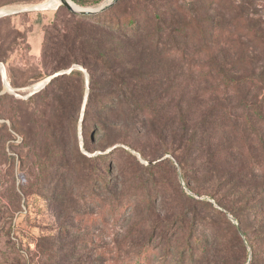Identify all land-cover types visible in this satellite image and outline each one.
I'll return each instance as SVG.
<instances>
[{
	"label": "trees",
	"instance_id": "trees-1",
	"mask_svg": "<svg viewBox=\"0 0 264 264\" xmlns=\"http://www.w3.org/2000/svg\"><path fill=\"white\" fill-rule=\"evenodd\" d=\"M73 1L81 7H96L104 2ZM127 3L117 0L96 14L67 9L72 19L69 23L53 20L45 29V71L55 73L74 65L87 70L89 95L83 124L97 108L109 112L115 107L119 111L116 118H108L106 113L100 121L104 146H114L111 151L88 156L77 150V172H86L92 184L97 180L101 183L98 190L89 187L86 200L102 202L104 214L121 216L127 204L119 208L120 195L114 188L116 180L123 179V185L130 183L128 190L136 191V200L142 198L147 206L155 205L157 194L160 199L170 195L160 182V172L163 164L175 169L173 156L185 184L196 196L206 195L213 202L181 191L180 196L193 207L177 219L174 234L168 232L173 228L168 226L157 236L164 243L155 246L144 242L132 259L118 255L109 264H154L152 257L158 249L164 255L157 264H245L249 255L250 264H264V163L252 164L250 136L247 130L239 131L233 123L235 111L228 109L229 99H237L242 104L241 112L260 118L264 127V94H251L254 89L264 90V73L258 77L254 73L235 77L226 61L231 53L224 48L204 47L189 53L177 45L173 47L176 37L168 31L167 24L175 15L182 18L184 9L179 0H138L132 9ZM9 17H0V23ZM182 22L181 19L177 32L186 34ZM172 64L179 67L180 74L171 75ZM45 77L40 73L33 81L40 82ZM85 84L84 71L75 67L70 73L54 77L27 101L44 108L49 128L55 127V120L66 112L70 127H77L80 120L74 111H67L65 97L59 93L66 91L67 86L73 87L75 104L78 96L84 94ZM11 85L17 86L13 80ZM7 98L0 97L3 109L7 108ZM170 122L174 128H168ZM13 127L16 129L14 124ZM6 129V124H0V136ZM150 136L157 137L164 153L170 156L156 162L149 160L146 140ZM84 147L91 150L86 143ZM117 153L131 161L128 170L118 169ZM193 166L201 175L216 174L214 178L220 182L210 179L208 185L195 187ZM115 169L118 174L113 175ZM253 172L259 175L252 177ZM99 190H104L105 200L100 198ZM143 190L148 191L146 196L140 195Z\"/></svg>",
	"mask_w": 264,
	"mask_h": 264
},
{
	"label": "rangeland",
	"instance_id": "rangeland-1",
	"mask_svg": "<svg viewBox=\"0 0 264 264\" xmlns=\"http://www.w3.org/2000/svg\"><path fill=\"white\" fill-rule=\"evenodd\" d=\"M127 1V7L132 9L138 0ZM44 2L52 0H0V11H19L0 23V97H9L5 100L6 109L0 105V124L7 125L0 136V264H109L118 255L132 259L144 242L149 241L155 246L164 243L158 235L168 226L173 227L168 232L174 234L178 227L177 219L193 207L180 196L181 191L196 198L208 197L196 196L185 184L179 163L171 156L176 162L175 169L163 164L160 172V182L170 195L160 199L157 194L155 205L147 206L142 203V198L136 200V191L128 190L130 183L123 185V179L116 180L114 188V192L120 195L119 208L127 204L121 216L104 214L102 202L86 200L89 187L98 190L101 183L97 180L92 184L86 172H77V150L88 156H101L111 151L114 146H104V127L100 121L106 113V117L116 118L119 111L115 107L109 112L97 108L86 124L82 120L77 127H70L66 112L60 120H55V127L49 128L44 108L41 110L37 103L27 101L37 85L53 74L51 70L45 71L42 62L46 27L53 20L59 24L63 20L68 23L72 20L67 14L69 8L63 4L55 8L28 9ZM179 2L184 9L182 18L175 15L167 24L168 31L176 37L173 47L177 45L189 53L202 51L204 47L224 48L231 53L226 61L235 77L250 73L262 76L264 0ZM181 19L186 34L177 32ZM176 66L172 64L173 76L180 74ZM62 70L65 69L59 71ZM84 70L86 78L87 70ZM40 73L47 77L40 82L33 81ZM161 74L165 76L166 72ZM3 75L11 89L6 86ZM12 80L16 87L11 85ZM86 92L87 86L75 104H72L73 87L67 86L66 91L59 93L65 97L67 111H74L79 120ZM251 94L263 97L264 90L258 92L254 89ZM229 101L228 109L235 111L233 123L239 131L247 130V136H250L249 143L254 151L250 161L256 165L263 164V122L241 112L242 104L237 99L231 97ZM174 127L170 122L168 128ZM84 143L91 150L85 149ZM146 143L149 160L156 162L170 156L164 153L157 137L150 136ZM132 153L145 162L138 152L133 150ZM115 158L119 170L121 167L128 170L132 166L121 153H117ZM197 169V166L192 168V185L195 187L208 185L210 179L216 184L220 182L214 178L216 174L201 175ZM116 174L118 170L115 169L113 175ZM251 174L252 177L259 175L257 172ZM103 191L97 193L105 200ZM147 193L140 191V195L146 196ZM208 199L213 202V199ZM227 215L234 220L231 214ZM163 255L161 249L155 251L152 263L157 264ZM250 258L251 255L245 264H250Z\"/></svg>",
	"mask_w": 264,
	"mask_h": 264
},
{
	"label": "water",
	"instance_id": "water-1",
	"mask_svg": "<svg viewBox=\"0 0 264 264\" xmlns=\"http://www.w3.org/2000/svg\"><path fill=\"white\" fill-rule=\"evenodd\" d=\"M117 0H107L106 2H104L103 4H101L100 6L98 7H83V8H75L71 2L69 0H60V5L63 4L65 5L67 8H69L71 11L73 12H77V13H82V14H96L108 7H110L111 5H113ZM59 5V6H60ZM42 7L40 6H34L32 8H28V9H41ZM28 9H24V10H28ZM16 13H19V11H0V17L2 16H6V15H12V14H16ZM79 68V69H82L83 71L84 68L81 67V66H78V65H74L72 66L71 68L69 69H66V70H62V71H58V72H55L53 73L52 75H50L49 77H47L45 80H44V83L42 86L40 87H37L35 88L32 92L35 93L37 91H39L41 88H43L46 84H48L54 77L56 76H59V75H62V74H65V73H70L71 70L73 68ZM4 76V75H3ZM4 82H5V77H4ZM86 86H87V92H86V95H85V99H84V104H83V112H82V117L80 118V124L83 120V115H84V112H85V109H86V103H87V99H88V95H89V76H88V73H86ZM9 89H11V87H8Z\"/></svg>",
	"mask_w": 264,
	"mask_h": 264
},
{
	"label": "bare ground",
	"instance_id": "bare-ground-1",
	"mask_svg": "<svg viewBox=\"0 0 264 264\" xmlns=\"http://www.w3.org/2000/svg\"><path fill=\"white\" fill-rule=\"evenodd\" d=\"M71 2V4L75 7V8H83L79 5H77L76 3H74L73 1L69 0ZM53 2V3H52ZM52 2H44L42 4H39L38 6L42 7V8H55L56 6L58 7L60 5V0H52ZM5 77V83H6V86L7 87H11L10 84H9V81L6 79V76ZM44 83V81L40 82L37 87H40L42 86Z\"/></svg>",
	"mask_w": 264,
	"mask_h": 264
}]
</instances>
